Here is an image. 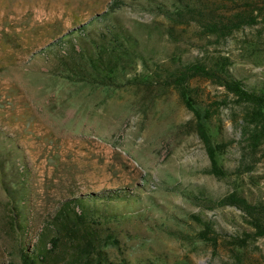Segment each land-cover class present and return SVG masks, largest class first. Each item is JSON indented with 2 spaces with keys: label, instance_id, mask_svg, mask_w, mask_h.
Segmentation results:
<instances>
[{
  "label": "rangeland",
  "instance_id": "obj_1",
  "mask_svg": "<svg viewBox=\"0 0 264 264\" xmlns=\"http://www.w3.org/2000/svg\"><path fill=\"white\" fill-rule=\"evenodd\" d=\"M112 2L0 0V148L14 196L8 208L0 183V264L18 259L20 240L33 246L57 208L75 197L107 214L98 229L116 237L104 249L118 261L264 264V236L252 235L240 207L220 203L233 191L264 203V141L248 148L239 126L245 104L210 79L191 80L192 99L211 110L217 159L229 171L217 176L193 112L173 84L155 79L180 61H200L227 62L245 82L264 81V3L124 0L112 10ZM186 3L207 16L252 8L258 16L230 33H211ZM107 24L129 32L141 53L127 75L143 70L155 74L153 82L102 86L52 72L71 42ZM12 209L23 221L18 239ZM197 217L212 225L207 239Z\"/></svg>",
  "mask_w": 264,
  "mask_h": 264
},
{
  "label": "trees",
  "instance_id": "obj_2",
  "mask_svg": "<svg viewBox=\"0 0 264 264\" xmlns=\"http://www.w3.org/2000/svg\"><path fill=\"white\" fill-rule=\"evenodd\" d=\"M264 3V0H261ZM124 4V0H113L112 10ZM186 10L192 13L193 18L203 20L206 31L217 34L230 33L243 23L251 24L256 21L257 13L254 9L250 12L236 11L232 15H215L214 11L207 16L204 7L194 3H186ZM184 8L178 7L177 15H181ZM167 14H170L169 12ZM141 59V53L132 35L115 24H107L105 30L96 33H83L79 42H71V47L59 55L58 64L52 72L63 75L75 81L93 82L102 86L121 87L127 84H150L156 77L153 73L133 71L131 75V59ZM195 78L210 79L213 83L223 86L227 94H232L239 103H244L242 120L239 123L240 131L251 151H255L264 141V81L247 83L242 78L234 75L228 68L227 62H217L214 65L200 61H180L172 67L171 72L161 79L160 74L155 78L163 84H173L194 114V127L203 139L209 155V172L217 176H227L229 171L218 162L217 153L220 145L215 143L208 128L212 118L208 106L197 105L189 92L191 80ZM1 147V146H0ZM9 157L0 148V183L5 191L7 207L10 206L11 178H8L7 165ZM252 167V164L249 168ZM19 202V198L15 199ZM221 204H231L240 207L247 215L248 222L253 227V236H264V203L250 201L238 191L224 195ZM17 206L13 204V207ZM12 207V208H13ZM86 203L82 197H75L64 201L57 208L49 223L44 225L39 232L38 239L33 246L27 243L19 244V257L10 264H130L126 258L119 261L109 256L104 249L105 245H117V240L112 233L101 234L99 231V208ZM13 213L14 210L12 209ZM3 217V216H2ZM203 224L200 236L207 239L212 229L211 223L197 217ZM17 213L11 217L13 233L20 238L22 235L23 221L19 223ZM7 225L9 219H7ZM249 235V234H248ZM64 259V260H63ZM9 264V263H8Z\"/></svg>",
  "mask_w": 264,
  "mask_h": 264
}]
</instances>
